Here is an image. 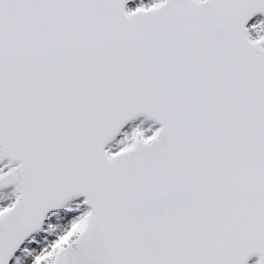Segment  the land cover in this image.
<instances>
[{
  "label": "snow or ice",
  "instance_id": "obj_1",
  "mask_svg": "<svg viewBox=\"0 0 264 264\" xmlns=\"http://www.w3.org/2000/svg\"><path fill=\"white\" fill-rule=\"evenodd\" d=\"M0 264H264V0H0Z\"/></svg>",
  "mask_w": 264,
  "mask_h": 264
}]
</instances>
